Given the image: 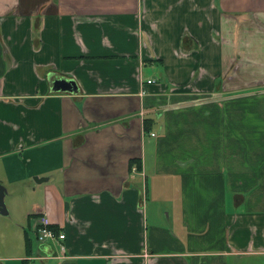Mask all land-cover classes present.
<instances>
[{"label":"crops","instance_id":"obj_1","mask_svg":"<svg viewBox=\"0 0 264 264\" xmlns=\"http://www.w3.org/2000/svg\"><path fill=\"white\" fill-rule=\"evenodd\" d=\"M0 182V264H264V0H0Z\"/></svg>","mask_w":264,"mask_h":264},{"label":"rangeland","instance_id":"obj_2","mask_svg":"<svg viewBox=\"0 0 264 264\" xmlns=\"http://www.w3.org/2000/svg\"><path fill=\"white\" fill-rule=\"evenodd\" d=\"M151 140V139H150ZM4 185L5 183L2 182ZM44 183L39 185V187H36L35 190H32L29 188V186H22L21 184H13V185H6L7 188V194L5 196V202L6 206L8 208V214H2L0 213V245L3 244L2 241L8 242V243H16L15 240V225H14V215L18 212H22L28 203L38 200L42 201L44 198ZM25 190V192H22ZM19 192H22L23 194L18 195ZM24 196V197H21ZM175 197V194H174ZM150 199V197H149ZM23 200V201H22ZM162 207H167V208H173L176 207V205H171L170 202L164 201V203L161 204ZM20 210V211H19ZM167 210L165 208V217L168 216ZM151 217V213L149 211L148 213ZM190 221H192L193 217H190ZM149 223H152V220ZM184 223V222H181Z\"/></svg>","mask_w":264,"mask_h":264},{"label":"water","instance_id":"obj_3","mask_svg":"<svg viewBox=\"0 0 264 264\" xmlns=\"http://www.w3.org/2000/svg\"><path fill=\"white\" fill-rule=\"evenodd\" d=\"M52 89L54 91H68V92H77L78 84L74 79L68 78H57L53 81ZM37 182H43L44 178L35 177ZM7 194V188L0 182V213L8 214V208L5 202V196Z\"/></svg>","mask_w":264,"mask_h":264},{"label":"built area","instance_id":"obj_4","mask_svg":"<svg viewBox=\"0 0 264 264\" xmlns=\"http://www.w3.org/2000/svg\"><path fill=\"white\" fill-rule=\"evenodd\" d=\"M152 82L153 80H148ZM155 132H152V135H155ZM52 221L48 214L44 213L39 218V225L37 228V237L40 241H46L49 239L56 240V239H64L66 234L65 233H58L52 227ZM60 255H65V248L64 246L61 247Z\"/></svg>","mask_w":264,"mask_h":264},{"label":"trees","instance_id":"obj_5","mask_svg":"<svg viewBox=\"0 0 264 264\" xmlns=\"http://www.w3.org/2000/svg\"><path fill=\"white\" fill-rule=\"evenodd\" d=\"M134 162H139V164H140V160L138 159V160H134L133 159V163ZM53 228H54V230L56 231V232H58V233H60V231H59V228L57 227V226H52ZM30 244V242L27 240V246Z\"/></svg>","mask_w":264,"mask_h":264}]
</instances>
